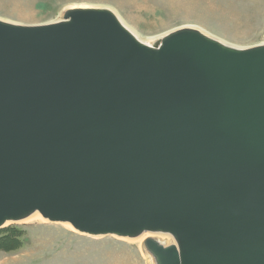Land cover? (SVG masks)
<instances>
[{"label": "water", "instance_id": "water-1", "mask_svg": "<svg viewBox=\"0 0 264 264\" xmlns=\"http://www.w3.org/2000/svg\"><path fill=\"white\" fill-rule=\"evenodd\" d=\"M38 211L149 237L155 264H264V43L141 41L110 9L0 19V228Z\"/></svg>", "mask_w": 264, "mask_h": 264}, {"label": "rangeland", "instance_id": "rangeland-1", "mask_svg": "<svg viewBox=\"0 0 264 264\" xmlns=\"http://www.w3.org/2000/svg\"><path fill=\"white\" fill-rule=\"evenodd\" d=\"M83 6L110 9L149 41L181 26L236 46L264 41V0H0V19L43 24ZM140 236H92L40 217L10 221L0 228V264H155ZM154 237L175 243L170 234Z\"/></svg>", "mask_w": 264, "mask_h": 264}, {"label": "bare ground", "instance_id": "bare-ground-1", "mask_svg": "<svg viewBox=\"0 0 264 264\" xmlns=\"http://www.w3.org/2000/svg\"><path fill=\"white\" fill-rule=\"evenodd\" d=\"M83 7H86V6H83ZM70 8H72V7H70ZM121 20V19H120ZM122 22H123V20H121ZM124 23V22H123ZM124 25L126 26V27H128V25H126L125 23H124ZM181 27H184V26H181ZM181 27H179V28H181ZM191 27H196V26H191ZM129 28V27H128ZM198 28V27H197ZM141 41H143V42H145V43H147V44H153V42H150V41H155V40H158V39H160L162 36H157V37H155L154 38V40H147V39H143V38H140L137 34H136V32H134L131 28H129ZM177 29V28H176ZM198 29H200V28H198ZM201 30V29H200ZM201 31H203V30H201ZM204 32V31H203ZM207 32V30H205V32L204 33H206ZM206 34H208V33H206ZM209 35H211V34H209ZM212 36V35H211ZM214 37V36H213ZM153 38V37H152ZM216 38V37H215ZM219 39V38H218ZM220 41H222V42H225V41H223V40H221V39H219ZM227 43V42H226ZM262 43H264V41L263 42H259V43H257V44H262ZM230 44V43H229ZM257 44H255V45H257ZM231 45H233V44H231ZM233 46H236V45H233ZM253 46V45H252ZM236 47H249V46H236ZM31 217H40V218H44L38 211H36V212H34L33 214H31L30 216H28V217H26V218H24V219H28V218H31ZM45 220H48V219H46V218H44ZM23 220V219H22ZM20 221V220H19ZM49 221V220H48ZM8 222H10V221H7L6 223H8ZM51 222V221H50ZM5 223V224H6ZM61 223H64V224H66V225H68L70 228H72V229H75L69 222H61ZM76 230V229H75ZM78 231V230H77ZM156 234H158V233H150V232H145V233H143L140 237H146V239L147 238H149V237H154V235H156ZM162 234H165V233H162ZM99 236H104V235H99ZM155 238V237H154ZM145 239V240H146ZM157 239V238H156ZM144 240V241H145ZM159 240V239H158ZM162 243H164V242H162ZM165 245H168V243H164ZM149 253V252H148ZM150 254V253H149ZM151 255V254H150ZM152 256V255H151ZM152 258H153V256H152Z\"/></svg>", "mask_w": 264, "mask_h": 264}]
</instances>
